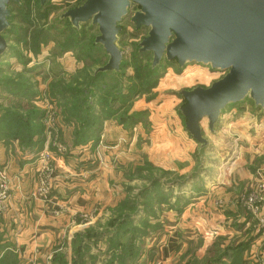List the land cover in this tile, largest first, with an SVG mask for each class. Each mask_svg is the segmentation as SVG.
I'll use <instances>...</instances> for the list:
<instances>
[{
    "label": "rangeland",
    "instance_id": "obj_1",
    "mask_svg": "<svg viewBox=\"0 0 264 264\" xmlns=\"http://www.w3.org/2000/svg\"><path fill=\"white\" fill-rule=\"evenodd\" d=\"M78 1L81 3L82 0H51V3L42 6L38 0H19L17 4L9 5L11 20L4 37L12 47V55L0 59V115L7 109L18 112L28 128L23 133L33 131L36 123L41 124V139L44 137L46 142L42 150H47L49 156L42 150L36 151L39 147L34 146L35 143L33 145V140L38 139L36 136L30 140L31 145L24 148L16 140H10L15 141L22 151H33V159L43 157V168L33 176V181H36L33 198L41 200L39 202L44 206L58 186L59 177L65 173L69 175L61 166L71 158L75 162L73 169L76 173L70 174V183L73 179H76L75 182L91 179L87 176L89 170L109 165L102 152L99 154L97 151L99 134L106 121L111 119V124L118 126V135L124 136L119 137L124 140L121 148L130 154L120 155L118 152L112 158L111 165L115 169L109 185L113 189L111 195L114 200L101 201L90 211L76 212V215L81 214L76 220L81 228L73 233L70 249H63L66 247L64 245H54V250L62 248L48 257L44 255L41 259L33 260V253L26 255V244H19L18 239L7 237L8 233L0 226V264H160L162 256L159 245L163 236L174 226L176 215H180L191 201L208 200L207 185L209 179L214 178L212 173L222 165L223 160L230 157L238 144L244 152L236 170L248 171L251 179L247 182H230L222 193L224 196L231 193L229 201H237V205L243 209L242 216L256 226L252 225L253 230L246 233L249 231V235L255 238L256 230L264 234V108H257L247 96L243 101L226 107L221 122L226 124H218L212 133L205 118L203 129L210 145L202 146L193 141L185 129L180 114L183 103L180 93L197 86L209 87L224 74L202 63H187L181 69L178 64L163 60L156 74L157 83L151 91L131 97L127 102L130 106L127 114H122L120 109L118 116L110 115L106 119L103 110L111 111L112 108L103 103H110L114 108L125 105L118 95L129 93L130 87L140 90V81H137L139 70L150 68L153 54L142 59L138 55V47L148 36L150 28H136L132 23V16L140 10L133 3L119 24L121 32L117 46L123 53L122 72L116 76L108 73L102 77L105 83L93 85L91 78L107 62L108 55L102 46L94 44L99 32L92 22L74 29L68 20H63V14ZM70 60L72 62L67 65ZM143 77L145 81L148 76ZM156 80L152 83L148 79L146 82L152 86ZM101 95L104 99L99 102ZM67 103H71L69 107ZM139 103H146L145 108L137 109ZM231 110H235V113L232 114ZM134 111L146 113L141 117L142 121L135 124L134 121L129 122L127 116ZM231 114L233 123L226 121ZM87 116L93 118L94 124L84 130ZM83 131L86 136L79 137L83 141L77 146H82V149L79 147L81 150L88 146V152L83 154L77 150L70 154L76 147L72 144L78 138L77 132L81 134ZM217 137H220L219 145L213 142ZM0 139L9 145V138L4 139L1 133ZM1 172L9 180L10 188L8 172L0 168ZM93 175L97 177L98 172H93ZM42 182L47 187L41 195L39 188ZM259 184L263 186V201L259 203L258 211L254 212L248 209L247 202L258 191ZM216 198L214 201L218 209L223 210L228 206L222 196ZM79 201L88 205L89 194H80ZM7 211L8 205L0 210V215ZM43 211L58 217L66 209L56 206L49 207L47 211L43 208ZM70 231L68 228L66 235ZM78 232L91 241H86V248L73 250L83 241V238L72 241ZM252 236L249 238L255 239ZM191 261L193 258L185 264ZM263 261L259 259L257 264H264ZM181 262H184V258Z\"/></svg>",
    "mask_w": 264,
    "mask_h": 264
},
{
    "label": "water",
    "instance_id": "obj_2",
    "mask_svg": "<svg viewBox=\"0 0 264 264\" xmlns=\"http://www.w3.org/2000/svg\"><path fill=\"white\" fill-rule=\"evenodd\" d=\"M17 1L0 0V59L10 53L4 33L11 15L8 6ZM133 3L140 10L132 23L150 28L140 45L153 54V65L166 58L176 60L181 68L197 62L224 74L209 87L181 91L186 101L180 107L185 129L195 141L207 147L201 122L207 118L214 132L228 105L249 96L257 108H264V0H86L62 17L77 28L90 22L98 27L95 42L109 59L97 73L120 69L119 24Z\"/></svg>",
    "mask_w": 264,
    "mask_h": 264
},
{
    "label": "crops",
    "instance_id": "obj_3",
    "mask_svg": "<svg viewBox=\"0 0 264 264\" xmlns=\"http://www.w3.org/2000/svg\"><path fill=\"white\" fill-rule=\"evenodd\" d=\"M7 56H10V53ZM70 62L72 61L70 60L67 65H70ZM145 104L139 103L136 108H145ZM224 110L221 112L214 131L218 128V124L222 126L226 124L221 123L224 118L222 115ZM231 111L232 114L235 113V110ZM232 114L227 117L226 121L233 123ZM111 123V119L104 123V128L99 134L100 140L97 146V151H99V154L102 152L104 160L109 165H100L98 168L94 167L89 170L87 176L91 179L81 180V182H75L76 179H73L70 183V174L76 173V170L73 169L75 168V162L71 158L67 164L61 166L69 175L65 173L64 176L59 177L58 186L55 187L46 206L39 202L41 200L33 198V191L36 188V181H33V176L43 168V157L33 159L31 155L33 151H22L18 148L15 141L9 139L7 141L9 145H7L5 140L0 139V168L6 170L11 179L8 211L3 216L0 215L1 230H5L8 233L7 237L18 239L19 244H26L25 251L28 253L26 255L30 256L33 253V260L41 259L44 255L48 257L62 248L61 246L54 250V245H64L66 247H63V249H70V239H72L73 233L81 228L79 226L81 224L76 221L81 214L76 215V212L90 211L91 207L100 205L99 202L101 201L114 200V196L112 199L113 189L109 185V180L113 179L115 169L111 165L112 158L118 152L120 155L130 154V152L121 148L124 140L119 137L124 136L123 134L118 135V126ZM201 127L203 129V121L201 122ZM69 128L71 127L69 126ZM63 129L65 130L66 127H63ZM208 130L212 133L209 127ZM138 132H140V126ZM204 137L206 139L205 134ZM219 140L220 137H217L213 142L219 145ZM208 144L210 145L209 141ZM238 145L233 148L234 151L227 158L229 160H223L222 165L220 164L215 169V172L212 173L214 180L209 179L210 183L207 185L208 200L191 201L188 206L186 205V208H183V212L180 215H176L174 226L163 236L159 245V251H161L159 254L162 256L160 264H185L192 258L201 259L207 255L212 257L215 254L212 247L221 237L223 238L219 245L221 251L230 243L249 242L248 247L238 254V257H241V261H236L234 264H257V260L264 259V234L256 230L255 238L249 235V231L246 233L247 230L252 229L251 226H254V224L242 216L243 209L237 205V201H229L232 198L231 193L227 196L222 193V190L226 188V184L230 182H247L251 179L248 171L236 170L244 152ZM79 147L81 148L82 146L74 147L70 154L75 153L77 150L83 154L88 152V146L87 149L83 150ZM42 152L47 153L48 151L42 150ZM87 155L89 158V153ZM100 162L103 163L102 158H100ZM93 172H98V176L95 177ZM232 173L234 177H232ZM87 193L90 200L88 205L83 203L84 201H79L80 194L86 196ZM217 196H222L226 200L225 203L228 206L224 208L225 210H220L215 206L216 201L214 200L217 199ZM82 204L84 207H81ZM56 206H62L66 211L58 217L47 215L43 211V208L47 211L49 207L54 208ZM92 218L91 220H93ZM254 227L256 228V226ZM68 228L71 231L66 235L65 232ZM250 236L255 239L249 238ZM32 250L33 252H31ZM183 258L184 262H181ZM217 263L230 264L227 258Z\"/></svg>",
    "mask_w": 264,
    "mask_h": 264
},
{
    "label": "trees",
    "instance_id": "obj_4",
    "mask_svg": "<svg viewBox=\"0 0 264 264\" xmlns=\"http://www.w3.org/2000/svg\"><path fill=\"white\" fill-rule=\"evenodd\" d=\"M85 1L86 0H82L81 3H80V1H78L77 5H75L74 7L69 8V9L81 6ZM18 2H19V0L17 2H11V3L17 4ZM38 2L40 3V5L44 6L46 4L51 3V0H46L44 3H42L41 0H38ZM8 8L10 9V6H8ZM10 11H11V9H10ZM8 20H9V26H10L11 15H10V18ZM63 20H68L69 23L71 24V26L74 29H80L81 28V27H79V28L75 27L70 22V20L68 18H63ZM8 29L5 31V33H7ZM95 40H96V38H95ZM94 44L96 46H102L100 44H96L95 41H94ZM11 49H12V47L10 46V55H12V50ZM138 55L142 59H145L146 57H148L150 55V53L146 52V51H142L141 50V45H139V47H138ZM108 59H109V56H108ZM163 60H165L166 62H169V63H176V64L179 65V63L176 60L169 61L166 58H163L157 65H153V58H152V60H150V68L151 69L149 68L148 70H144V69L139 70L137 81L138 80L140 81V86H139L140 90L139 91H137V89H133L132 90L131 87H130L129 88V93H127V94L123 93L122 95H118L119 98L121 99V101L123 102V104H125V105H121V106L119 105V106H116L114 108V106L110 105V103H103L107 107H111L112 108L111 111L103 110V114H105V116H106L105 118L106 119L110 115L118 116L120 109H122V111H123L122 114H127V112H129V108H130V106L128 105L127 102H128V100L131 97H137L139 95H142V93H144V92L148 93L149 91H151L153 86L157 83L156 79H157L158 75H156V74H158V69L161 66ZM107 62H108V60H107ZM107 62H105L103 65H105ZM123 63H124V60L122 59V62H121L119 70H109V71H102V72H98V73L96 72L92 76L90 83H92L93 85L101 84V82L105 83V81H102V77L104 75L108 74V73H111L112 75L114 74L115 76L119 75L122 72ZM103 65H101V66H103ZM181 69H183V68H181ZM146 74L148 76L146 80L151 79L152 83L156 80V82L152 86L149 85V83H147L146 80L144 81V77L143 76L146 75ZM130 85H132V83H130ZM105 94H110V93L109 92L108 93L105 92ZM180 95H181V93H180ZM181 97L183 99L182 105H184L186 101H185V99H184V97L182 95H181ZM114 98L117 99L115 96H114ZM103 99H104V96L101 95V99L99 98V102H100V100L102 101ZM117 100H119V99H117ZM112 103L114 104L115 100ZM70 104L71 103H67V107H69ZM98 104H100V103H98ZM144 114H146L144 111L131 112L129 115H127L129 117L128 121L132 122V123L134 121V124L138 123L139 121H142L141 117ZM180 114H181V116L184 119V125H185V118H184L183 114L181 113V111H180ZM87 117L88 118L86 119V121H84V125H83L85 127V128L83 127L84 130H86L87 126L90 127L91 125L94 124L93 118L90 117V116H87ZM20 118L21 117H20L19 113L15 112L12 109H7L6 112H4L2 115H0V133H1V136L4 139L12 138V139L16 140L19 143L20 147H23V148L25 146L31 145L30 140L32 138L34 139V136H36L38 139L37 140H33V145L35 143L34 146H39V147L36 148V151L42 150L46 142H45V138L44 137H42V139H41V134H42L41 124L40 123H36L35 125H33L34 126L33 127V131L29 130V131H26V133H23L24 130H26L28 128H27L26 124L23 122V119H20ZM121 124H126V123H121ZM76 135H78V138H75V140L73 141V144H72L73 146L80 145L82 143L81 141H83V140H80L79 137L86 136L85 135V131H83V133H81V134H78V132H77ZM24 150H26V149H24ZM92 235H93V233H92ZM84 236L85 235L81 234L80 232L75 234L74 239L72 241L75 240V242H76L78 240H82V238H83V241L80 243V245L78 247H77V245H75V247H73V250L74 249L77 250V249H80V248H86V246H85L86 241L90 242L91 240H89V237L85 238ZM222 239L223 238L221 237V239H219V241L213 245V251H215V254L212 257H209V255H207V256H205L202 259L194 258L193 261H191V262H189L187 264H216L217 262H221L224 258H227L229 260L230 264H234V262H236V261H241V257H238V254L244 248L248 247L249 242H242L240 244L239 243L238 244L230 243L229 245L225 246L223 251H221V249H219V245H220V241Z\"/></svg>",
    "mask_w": 264,
    "mask_h": 264
},
{
    "label": "built area",
    "instance_id": "obj_5",
    "mask_svg": "<svg viewBox=\"0 0 264 264\" xmlns=\"http://www.w3.org/2000/svg\"><path fill=\"white\" fill-rule=\"evenodd\" d=\"M49 156V154H47ZM43 187V188H42ZM47 184L45 182L41 183L39 188V193L42 195L46 190ZM43 189V190H42ZM263 192V186L258 185V191L254 192L248 199L247 205L248 209L257 212L258 206L261 201H263V197H261V193ZM10 199V188H9V180L5 173H0V210H4L9 203Z\"/></svg>",
    "mask_w": 264,
    "mask_h": 264
}]
</instances>
